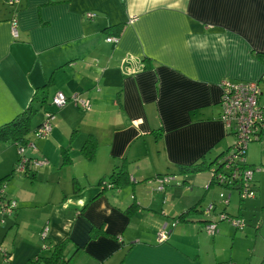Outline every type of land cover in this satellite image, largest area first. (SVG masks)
Segmentation results:
<instances>
[{
  "label": "crops",
  "instance_id": "1",
  "mask_svg": "<svg viewBox=\"0 0 264 264\" xmlns=\"http://www.w3.org/2000/svg\"><path fill=\"white\" fill-rule=\"evenodd\" d=\"M9 1L0 0V124L24 110L50 77V100L62 91L91 103L89 111L74 103L55 108L51 133L33 138L36 150L26 151L47 162L33 179L20 173L5 181L6 199L17 201L5 227L15 239L21 233L3 250L13 264H31L63 241L67 264H245L234 246L227 253L225 240L242 233L232 223L224 221L213 237L196 223L174 225L202 197L191 187L194 177L162 188L157 175L228 148L223 80H260L264 102V0H120L114 19L106 5L82 0ZM120 22V37L103 31ZM146 56L153 67L144 68ZM92 134L99 148L88 161L81 150ZM64 147L71 164L63 162ZM124 156L137 181L131 196L126 188L98 186ZM18 158L17 145H0V181ZM223 209L230 213L217 211ZM100 227L112 236L93 237ZM164 230L168 238L160 240Z\"/></svg>",
  "mask_w": 264,
  "mask_h": 264
},
{
  "label": "trees",
  "instance_id": "2",
  "mask_svg": "<svg viewBox=\"0 0 264 264\" xmlns=\"http://www.w3.org/2000/svg\"><path fill=\"white\" fill-rule=\"evenodd\" d=\"M123 27H124V23L120 22L117 24L106 26L103 29V31L107 33L113 31L114 32L113 34H115L114 36L120 37ZM143 60L145 62L144 64L145 69L153 67V62H151L153 59L146 56ZM51 85H52V78L50 77L49 79H47L45 84L37 88L31 102L24 110L19 112L12 119L0 124V144H8V143L15 144L18 146V153H19L20 147H24L28 149L30 148L29 147L30 144H33L35 146L32 134H34V136L37 135L40 138L47 137V135L49 134L46 135L41 134L42 132L40 131V129L43 127L46 121H49V123L52 125V130H53L54 123L52 122L54 121L58 113V110L51 109L48 107L49 101L51 102V105L54 106L56 109H61L65 107L70 102V100L74 101V104L84 111H89L91 109V103L90 106L86 107L77 99H75V95L74 96L67 95L68 97L67 102L63 106H58L54 104L53 103L54 96L50 100V95H49V89L51 88ZM120 95L121 94H119V100L121 101ZM42 109H45L44 121L40 122L39 124L33 127V119L36 116V114ZM78 132H79L78 130L74 131L72 135L73 139L78 134ZM153 133L154 135L157 136V138H162L163 128L160 126L159 128L155 129ZM228 135L234 136V141L230 143L228 148L210 151L208 154H205L200 160L192 164L178 165L177 168L174 169L172 172H169L167 174L157 175V178H162V179H165L168 176L171 177L172 179L170 180L169 183L165 182L167 183L166 186H168L169 184H173V185H177L178 187L184 186L185 183L189 181L188 180L189 173L190 175H193V174H201L203 172L209 171L211 175L210 182L203 186L205 188L204 190L206 194L204 193L203 197H201V199L196 204H194L193 206L189 207L187 210L179 214L178 217L176 218V222L174 225H178V224L182 225L186 223H200L196 218L198 216L194 215L195 213H200V216L198 218L202 219V221L205 224L217 223L219 221H225L231 218L238 217V216H233L232 214L226 212V210L224 209L222 211H217L218 204L214 201H211L206 206L203 205L206 195L210 191L212 185H219L223 189L237 190L240 193L239 195L241 200H246L256 197L258 192L257 191L258 185H257V180L254 178V172L260 167H257L256 165L248 161L247 150L249 143L253 141H260L264 136V133H261L258 138L251 139L248 142L247 146H242L241 148H237L236 146L235 135L233 133H228ZM98 148H99L98 138L96 135L92 134L89 135L85 140L82 146V152L86 156V158H88L89 160H93ZM62 153H63V162L65 164L71 163L73 159L70 154L71 153L70 148L64 147L62 149ZM32 158H33L32 156L29 157L30 160ZM18 163H19V158L16 161L12 172H10L7 176H5L0 181V184L5 183V181L7 182V180L14 174L21 173L17 171ZM129 163L130 160L126 156L116 158L113 171L108 176H105L104 178H101L99 180L98 182L99 188H101L102 190L108 189L110 187L121 189L132 186V190H133L135 186L134 184L137 183V181L131 179V173L128 170ZM248 170L253 171V176L251 179L248 173H246ZM35 171H37V169H34L29 172H24L21 174L29 176L33 179L35 178V174H36ZM178 177H183L184 180L180 181ZM75 190H78L77 186L75 187ZM220 198H221L220 203H222L224 207H227L231 203L232 191L229 192L228 195L221 193ZM138 207L139 204H137L135 201L130 207L127 208V212L129 214H133L138 209ZM224 215L226 219L222 217ZM205 231L207 230L205 229ZM218 232H219V227H218ZM98 233H103L105 235L112 236V234L105 231L103 227H100L98 230L93 231L92 236L93 237L97 236ZM216 234H211V235L214 236ZM47 237H45V241ZM48 247H49L48 245H45L44 250L49 249ZM65 249H66V241L56 243L54 246L51 247L50 251L47 252L48 255L43 254V251H41L37 255H35V257H32L29 260V262L31 264H34V263H38L41 259H43L48 261L49 264H67L69 261L67 258L64 257ZM3 255L4 258H7V261H9L10 264H13L10 253L3 252Z\"/></svg>",
  "mask_w": 264,
  "mask_h": 264
},
{
  "label": "rangeland",
  "instance_id": "3",
  "mask_svg": "<svg viewBox=\"0 0 264 264\" xmlns=\"http://www.w3.org/2000/svg\"><path fill=\"white\" fill-rule=\"evenodd\" d=\"M82 1H84V3H88L91 7L94 6V3L98 5L100 4L106 5V7L109 8L111 18L113 19L115 16L118 15L120 0H118V2L117 1L113 2L112 0H82ZM51 93H52V89L50 88L49 89L50 96ZM69 103H74V101L70 100ZM48 107L51 109H55V107L51 105L50 101L48 103ZM44 111L45 109H42L36 114V116L33 119V127L39 124L40 122L44 121L45 118ZM52 123H54V121ZM83 126L86 128L85 124ZM61 130L62 128L60 129V131ZM32 136L33 138H37V141H40V139L45 138V137L40 138L37 135L34 136V134H32ZM229 140L233 142L234 136L231 135ZM83 156L86 158L84 154ZM86 159L88 161H92L89 160L88 158ZM247 159L249 162L253 163L257 167H260L254 172V178L257 180V185H258L257 188L258 192L256 197L251 199L241 200L239 195L240 193L237 190L223 189L219 185H212L210 191L206 195L205 198L206 201L203 203V205H206L209 201L212 200L218 204L219 208L224 207V205L220 203L221 202L220 195L221 193L228 195L229 192L232 191L231 203L227 207L229 208V212L233 216H238L237 218L241 219L244 225L238 228V233L242 232L238 237L233 238V236H231L229 240L228 239L225 240L227 253L230 251L231 247L234 246L235 247L234 254L237 257H239L240 260L244 261L245 264H263L264 247H262V245L264 243V136L260 141H253L249 143L247 150ZM71 163H73V160ZM192 177L194 178H190L189 180L193 185L192 186L193 189L196 192L202 194L203 197V194L204 193L206 194L204 190L205 188L203 186L208 184L211 180V175L209 171L203 172L201 174H193ZM178 178L180 181L184 180L183 177H178ZM202 181H206V183L203 184ZM74 186L75 187L77 186L78 188L79 184L75 181ZM125 191H127L129 196H131V194L133 193L132 186L126 188ZM240 203H241L240 205L241 207H239ZM194 215L199 217L200 213H195ZM11 216L12 214L3 213V215L0 217V245H2V247H0V264H10V262L4 258L3 250H7V248H9V246H11L15 241L16 242L21 241V233H18L17 239H15L14 235L16 234V232L8 230L9 226L5 227L7 218ZM225 222L229 223L230 221L225 220ZM225 222L219 221L217 222V225L220 228H223L220 225L222 226L225 225ZM196 224L201 225L204 229L207 228V224L205 223H196ZM233 227L234 226H232V228ZM202 233L210 235V237H213L210 233H208L205 230Z\"/></svg>",
  "mask_w": 264,
  "mask_h": 264
},
{
  "label": "built area",
  "instance_id": "4",
  "mask_svg": "<svg viewBox=\"0 0 264 264\" xmlns=\"http://www.w3.org/2000/svg\"><path fill=\"white\" fill-rule=\"evenodd\" d=\"M17 0H10L12 3ZM95 13H87V17L94 18ZM13 34L18 35V28L16 22L13 23ZM116 40L113 37H109L108 41ZM264 80V74L261 77ZM222 87V99L223 116L222 119L226 125L228 133H233L236 139L237 148L247 146L248 142L253 138H258L261 133H264V102L262 101L263 89L259 81H246V82H234L225 79L221 83ZM67 95L62 91H58L53 98V103L58 106H63L67 102ZM79 102L83 105L90 106V101L81 99L78 95L75 96ZM52 130V125L49 121H46L43 127L40 129L41 134H49ZM30 148L36 150L33 144L29 145ZM27 148L20 147L19 149V163L17 165V171L24 173L34 169H38L47 161L39 158L29 159L26 154ZM29 166V168H28ZM250 179L253 176V171L248 170ZM172 178L166 177L161 179V187L164 188L165 182H170ZM0 209L2 213L13 214L17 208V201L14 199L7 200L6 198V184H0ZM225 218V215L222 216ZM226 219V218H225ZM229 219V218H227ZM229 221L237 228L242 227L244 224L241 219L231 218ZM208 233L216 234L218 232L217 223H208L206 228ZM43 238L48 236V228L42 232ZM160 240H166L168 238V232L162 231L159 233ZM7 259V258H5ZM103 264V263H101Z\"/></svg>",
  "mask_w": 264,
  "mask_h": 264
}]
</instances>
